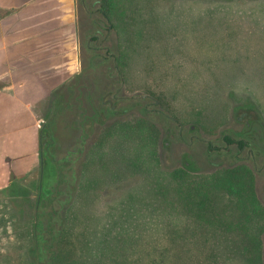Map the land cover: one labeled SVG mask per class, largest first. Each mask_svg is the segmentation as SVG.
<instances>
[{
    "label": "rangeland",
    "instance_id": "rangeland-1",
    "mask_svg": "<svg viewBox=\"0 0 264 264\" xmlns=\"http://www.w3.org/2000/svg\"><path fill=\"white\" fill-rule=\"evenodd\" d=\"M60 1L42 5L49 13L55 2L70 9L77 59L37 117L53 120L45 186L73 171V194L52 202L57 228L49 236L40 230L38 239L50 250L71 249L69 264H95L103 246L115 240L122 251L134 231L142 245L132 251L152 252L161 224L169 225L171 242L178 234L187 241L190 209L218 219L223 241L241 218L238 200L223 197L228 183L219 178L216 187L210 177L202 193L167 174L175 170L251 174L264 220V0ZM138 120L155 143L138 137ZM116 131L121 136L110 138ZM226 135L247 145L238 149ZM41 178L39 171L0 199V264H33L37 256L30 235ZM259 240L264 264V228ZM236 247L232 240L224 253Z\"/></svg>",
    "mask_w": 264,
    "mask_h": 264
},
{
    "label": "crops",
    "instance_id": "crops-1",
    "mask_svg": "<svg viewBox=\"0 0 264 264\" xmlns=\"http://www.w3.org/2000/svg\"><path fill=\"white\" fill-rule=\"evenodd\" d=\"M44 1L0 0V199L39 173L37 107L77 59L70 9Z\"/></svg>",
    "mask_w": 264,
    "mask_h": 264
},
{
    "label": "trees",
    "instance_id": "trees-1",
    "mask_svg": "<svg viewBox=\"0 0 264 264\" xmlns=\"http://www.w3.org/2000/svg\"><path fill=\"white\" fill-rule=\"evenodd\" d=\"M119 1L120 0L114 1L115 5ZM61 85L63 86L65 84L63 83ZM69 88L72 90V86H69ZM54 101L55 100L53 99V102ZM52 122V119L43 122L39 132V151L41 160L40 176H42V181L40 184L37 183L36 185L37 195L34 200L33 231L30 235L32 246L37 250V256L33 259V264H69L68 262L72 258L71 249L67 250L65 253L61 250L62 247L57 251L54 249L50 250L52 249V245L49 244V241H45L42 239L43 237L38 239V232L40 230L43 231V235L49 236L57 228L58 223L55 221L56 216L50 207L52 202H55L54 200L57 199L61 202L60 205H62L68 202L73 194L71 193L72 191L70 192V187H68V184L73 182V180H71V177H73V171H70L66 181L63 178L56 179L54 177V182L52 181V183H50V180H52V177H50L49 182H47L49 185L47 187L45 186V164L48 158V155L46 154L49 145L48 139L49 137H52V135H50V125ZM140 122L141 121L138 120L139 125L134 128V130H139L142 133L139 134L138 137L142 139L146 138L145 140L155 143V137L152 134L149 135L147 130L144 131L140 126ZM120 131H116L113 134L110 133L109 137L113 139L121 136ZM131 138L133 137H130L129 140H131L132 143L133 140ZM224 140L228 144L236 145L238 149H242L247 145L245 138L235 139L226 135L224 136ZM140 151L141 150H139V152ZM155 154L156 159H158L157 165L159 167L160 161L157 152ZM162 172L166 173L163 169L160 173ZM167 172V174L175 179L183 180L188 188L197 183V185L200 186L198 187V190L202 191V193L204 189L206 190L208 185L206 182L210 177H217L215 182L213 181L214 184L218 183L215 184L216 187H219V178L224 179L228 185L224 188L223 197L227 200H238V204L241 206V208L238 209L241 217L239 223L236 224V226L227 227L226 225V234H223V241L219 242V220L214 216H212V219L207 218V220L203 215L204 213L201 216H198L189 209L188 212L191 215V220L187 223V226L190 227L191 234L187 238V241L183 240L184 238L178 234L171 242V237L168 236L170 233L169 225L161 224L159 226L160 234L157 238L156 247L152 249V252L148 251L147 253L142 252L138 254L137 252L135 253L132 251L141 244L140 237L137 236L134 231L135 236L132 238L130 237L127 240L126 246L122 251H119L118 247H116L117 242L115 240L111 242L110 249L107 251H105V246L102 245L103 247L101 248V251L96 254L95 264H229V258L240 260L241 264H260L261 250L259 238L261 231L264 228V220L262 214L258 213L261 207L254 195V189L250 187L251 174L247 172L248 174L245 178L241 173L232 172L214 173L212 175H191L186 170ZM51 173L54 175V171ZM201 179H205V182ZM58 187H61L62 189L59 191ZM226 189L234 195L233 198L225 197L224 194L227 192ZM200 195L201 194L197 195L198 198ZM202 199L206 198L202 197ZM198 201L199 200H197V202ZM201 203L205 204L204 202ZM207 205H210V203H207ZM197 206L204 210V205L200 204ZM205 211H207V208L204 212ZM208 212H211V209H209ZM232 240L236 242V250L224 253V250L229 248V242ZM219 244L223 247L221 251L219 250ZM66 258L70 259L65 261ZM75 261L76 263L81 264L79 259L78 261Z\"/></svg>",
    "mask_w": 264,
    "mask_h": 264
},
{
    "label": "flooded vegetation",
    "instance_id": "flooded-vegetation-1",
    "mask_svg": "<svg viewBox=\"0 0 264 264\" xmlns=\"http://www.w3.org/2000/svg\"><path fill=\"white\" fill-rule=\"evenodd\" d=\"M98 45H99V44H97V46H98ZM244 147H245V146H244ZM244 147H243V148H244ZM243 148H242V149H243ZM250 155H252V153H251V152H249V156H250Z\"/></svg>",
    "mask_w": 264,
    "mask_h": 264
}]
</instances>
